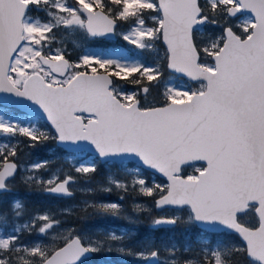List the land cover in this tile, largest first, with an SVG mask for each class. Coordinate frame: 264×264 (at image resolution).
<instances>
[{
    "label": "snow or ice",
    "instance_id": "obj_1",
    "mask_svg": "<svg viewBox=\"0 0 264 264\" xmlns=\"http://www.w3.org/2000/svg\"><path fill=\"white\" fill-rule=\"evenodd\" d=\"M62 32L91 44L73 59ZM49 143L66 155L29 160ZM17 184L59 199L151 198L155 214L134 200L136 217L89 199L60 211L132 224L148 213L153 230L200 234L132 244L126 229L65 227L15 196L5 208ZM100 252L264 264V0H0V264H87Z\"/></svg>",
    "mask_w": 264,
    "mask_h": 264
},
{
    "label": "rangeland",
    "instance_id": "obj_2",
    "mask_svg": "<svg viewBox=\"0 0 264 264\" xmlns=\"http://www.w3.org/2000/svg\"><path fill=\"white\" fill-rule=\"evenodd\" d=\"M58 39H61L64 41L65 46L68 48V50L72 53V58L76 59L79 56L80 53V47L78 45L84 44V45H89V41L83 40V38L79 35L76 34H69V33H59L58 34ZM109 42V45L112 43H115L114 41H107ZM123 41H119V43H122ZM163 88L159 90V93L157 91H153L152 95L149 97V99H153L154 97L161 96L160 94L162 93L161 91ZM29 160H37L34 158H31V155L29 157ZM103 165V164H102ZM104 168L101 169L97 176V180H103V178L106 176L108 173L109 169L106 165H103ZM135 164H128L129 168L134 167ZM70 167V165H65V169ZM111 172L115 173L117 177H122L124 175L122 168L120 165H112L111 166ZM45 176L48 175L47 172L44 173ZM73 175H76L73 172ZM157 175H155V179L157 182H162L159 180ZM130 179V177H129ZM19 184H17L18 186ZM42 198V202L40 204V210L39 211H45L48 209H51L54 213L58 215L59 218H62L65 220V227H76L84 231H88L92 234L101 232L106 229H126L129 230L130 232L133 233V237L131 240L132 244H136L138 241L141 240H146V239H155L157 244L161 240H165L168 238H174L175 241L178 244L183 245L186 241L187 238L190 236L192 243L195 242L197 235L200 234V229L196 227H191L190 230H186V227L181 225L176 227L175 229L172 230H164L161 231L159 234H151L150 236H142V238L136 239V226L137 224H146L149 226V214L148 213H140V222L136 224L130 223L128 220L123 219V218H113L110 216H101V215H96V214H91V210H89L90 218L89 219H84L80 220L77 217L78 216H83L84 213L79 212V209L76 208L74 210L75 214H70L67 212H61L60 210L66 207H71L72 205H79L80 202L83 199H89V200H95V201H100V202H114L118 203L122 206V208L125 210L126 215H130L133 217H136L137 214L132 211V204L133 201L137 203H142L146 207L153 208L152 205V200L151 198H145V197H133L131 195L126 196L124 200L120 199V196L123 195V193L118 192V191H112L110 193H82V192H75L76 196L72 199H59L53 196L46 195L44 193L39 192ZM20 199V198H19ZM23 203V199H20ZM25 205V204H24ZM153 214H155V210L153 208ZM68 216H74L76 218L71 219L68 218ZM150 227V226H149ZM163 230V229H162ZM212 239L215 241L217 239H223L224 241H227L231 239L228 236L220 235V236H212ZM98 255L97 259L100 262V264H127V263H134V264H145L144 261L140 259H136L130 256H122L119 255L115 252L113 253H108V252H100L96 253ZM165 253L161 252V259L165 257ZM91 261H87V264H90Z\"/></svg>",
    "mask_w": 264,
    "mask_h": 264
},
{
    "label": "trees",
    "instance_id": "obj_3",
    "mask_svg": "<svg viewBox=\"0 0 264 264\" xmlns=\"http://www.w3.org/2000/svg\"><path fill=\"white\" fill-rule=\"evenodd\" d=\"M104 43L109 44V42L105 41ZM124 42H122L121 44H123ZM91 44V42H89V45ZM130 47V46H129ZM143 59L145 61L150 62L153 57L151 55H145L143 57ZM163 92V90L161 91ZM162 99V96H157L154 97L153 99H149L150 102L152 103H158L160 100ZM31 151V158L34 159H39V160H43V159H49L51 154H55L57 157H64L66 155V153L63 152L62 149H59L54 143H49L47 145H44L43 147H38L34 150H30ZM57 165H53L52 167L55 168ZM104 166L101 164L99 167V171L101 169H103ZM98 171V172H99ZM159 180H161L160 178H158ZM162 182L164 180H161ZM13 196L18 197L20 199H23L24 204L26 206V208L31 212L33 210H40V204L42 202V198L41 195L38 191L35 190H28L27 188H25L22 184H19L15 191L5 197L4 200V207L7 208L8 206V202L13 198ZM27 217H25L26 219ZM68 218L74 219L76 217L74 216H68ZM161 231L164 230H153L151 229L146 222L144 224H137L136 226V239L142 238V236H150L151 234H159ZM98 255L94 254V257L89 260L91 261L90 264H100V262L97 259ZM127 264H134V263H127Z\"/></svg>",
    "mask_w": 264,
    "mask_h": 264
},
{
    "label": "water",
    "instance_id": "obj_4",
    "mask_svg": "<svg viewBox=\"0 0 264 264\" xmlns=\"http://www.w3.org/2000/svg\"><path fill=\"white\" fill-rule=\"evenodd\" d=\"M130 162H132V163H135L134 161H130ZM157 176H159V177H161L162 179H164L162 176H160L159 174H156ZM74 196H75V194H74ZM94 256V254L90 257V258H92ZM89 258V259H90Z\"/></svg>",
    "mask_w": 264,
    "mask_h": 264
}]
</instances>
